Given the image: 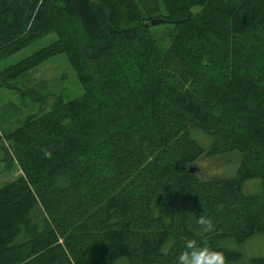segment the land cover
Segmentation results:
<instances>
[{"label":"trees","instance_id":"trees-1","mask_svg":"<svg viewBox=\"0 0 264 264\" xmlns=\"http://www.w3.org/2000/svg\"><path fill=\"white\" fill-rule=\"evenodd\" d=\"M156 1L0 0V60L54 35L0 87L63 54L82 88L0 134L4 168L20 170L0 186V264H174L188 239L232 264L228 241L264 234V0ZM226 153L229 176L187 172ZM202 212L215 224L203 234Z\"/></svg>","mask_w":264,"mask_h":264},{"label":"rangeland","instance_id":"rangeland-1","mask_svg":"<svg viewBox=\"0 0 264 264\" xmlns=\"http://www.w3.org/2000/svg\"><path fill=\"white\" fill-rule=\"evenodd\" d=\"M141 6H150L156 0H137ZM157 34L161 49L168 43L167 27L152 26ZM54 39L53 34L37 39L15 53L0 60V71L19 61ZM82 93V88L76 80L73 70L68 65L63 54L52 56L42 64L30 69L24 75L0 87V134L12 131L26 116L41 114L49 110L53 100L60 96L63 101L71 100ZM189 133L198 144L207 147L210 138L204 132L191 128ZM6 145L5 142H3ZM0 152V186L15 177L20 170L14 166L4 168ZM237 155L226 153L211 157L200 156L196 166L202 169L203 177H226L234 172L237 166ZM243 192L251 194L258 188V180L251 179L243 184ZM228 247L241 253V258L232 264H249L252 257L264 256V234L253 233L244 242L236 244L228 241Z\"/></svg>","mask_w":264,"mask_h":264},{"label":"clouds","instance_id":"clouds-1","mask_svg":"<svg viewBox=\"0 0 264 264\" xmlns=\"http://www.w3.org/2000/svg\"><path fill=\"white\" fill-rule=\"evenodd\" d=\"M41 151L44 158H52V152L46 146ZM194 223L202 234L211 232L215 227L213 217L203 212L194 217ZM162 251L167 254L168 249ZM174 264H228V260L223 251L212 249L206 240L188 239L176 255Z\"/></svg>","mask_w":264,"mask_h":264},{"label":"water","instance_id":"water-1","mask_svg":"<svg viewBox=\"0 0 264 264\" xmlns=\"http://www.w3.org/2000/svg\"><path fill=\"white\" fill-rule=\"evenodd\" d=\"M158 22H159V19L152 18V19H150L148 22H144L143 24H144V25H146V24L154 25V24H156V23H158ZM198 170H199V169H198V167H197L195 164H193V165H188V167H187V172H188V173L197 172Z\"/></svg>","mask_w":264,"mask_h":264}]
</instances>
